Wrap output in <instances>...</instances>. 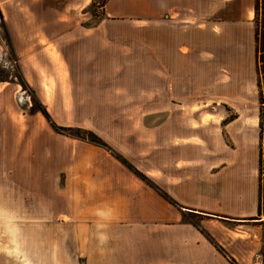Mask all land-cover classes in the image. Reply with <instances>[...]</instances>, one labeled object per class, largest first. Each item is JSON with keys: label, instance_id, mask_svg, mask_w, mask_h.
<instances>
[{"label": "rangeland", "instance_id": "374dc122", "mask_svg": "<svg viewBox=\"0 0 264 264\" xmlns=\"http://www.w3.org/2000/svg\"><path fill=\"white\" fill-rule=\"evenodd\" d=\"M30 1L37 12L25 9ZM5 4L17 56L0 23V121L19 125L13 171L20 203L14 221H0V264H86L85 239L74 235L67 215L39 220L32 188L40 170L59 171L62 184L63 168L107 166L116 155L182 204L171 183L185 181L191 196L200 176L229 159L230 150L250 156L242 124L258 119L255 145L264 157V51L246 30L216 37L213 30L200 32L197 21L174 16L109 17L98 5L62 13L61 0ZM262 17L260 9L254 36ZM26 212L29 221L21 219ZM184 212L200 225V214ZM258 253L263 264V247Z\"/></svg>", "mask_w": 264, "mask_h": 264}, {"label": "crops", "instance_id": "0c3cea01", "mask_svg": "<svg viewBox=\"0 0 264 264\" xmlns=\"http://www.w3.org/2000/svg\"><path fill=\"white\" fill-rule=\"evenodd\" d=\"M91 1L61 0L59 6L62 13L83 14ZM6 2L0 0L2 15ZM27 4L25 9L30 11L33 6L38 11L33 1ZM104 12L109 17L145 15L156 20L174 16L178 21H197L200 32L213 30L216 37L243 29L247 38L255 41V0H107ZM262 15L264 51V8ZM6 30L7 45L17 56L15 39L7 26ZM235 120L240 119L232 122ZM3 121L0 174L6 175H0V221H14L15 207L20 203L13 171L20 132L10 118ZM242 126L241 135L252 147L250 156L244 150H230L229 159L209 166L200 176L198 190L191 196L185 191V181L171 183L174 198L182 204L169 202L115 158L107 166L95 161L86 168L74 164L70 169L65 167L62 184L58 183L59 171L40 170L32 188L33 196L39 199V220L67 215L75 227L74 235L85 239L86 264H233L228 256L237 264H262L258 252L264 249V202L260 199L255 145L260 138L259 121ZM23 204L30 207L36 201L24 200ZM184 211L200 214V225L186 220ZM21 219L31 220L28 212Z\"/></svg>", "mask_w": 264, "mask_h": 264}, {"label": "trees", "instance_id": "16d2710c", "mask_svg": "<svg viewBox=\"0 0 264 264\" xmlns=\"http://www.w3.org/2000/svg\"><path fill=\"white\" fill-rule=\"evenodd\" d=\"M106 2H107V0H101V1H96V0H92L91 1V4H90V8H93V7H95L96 5H98L99 6V8L100 9H102L103 11H104V6H105V4H106ZM263 8H264V0H255V11H256V16H257V13H258V10H260L261 9V11H262V13H263ZM263 16V15H262ZM0 23L2 24V27H3V29H4V32H5V37H6V42H7V44L8 45H10V39H9V36H8V33H7V30H6V26H5V22H4V19H3V15H2V13H1V11H0ZM262 26H263V17L261 18V29H260V32H255V40H256V42H257V49L260 51L261 50V48H262V50H263V40H262V37H263V28H262ZM22 77V76H21ZM0 80H3V79H0ZM19 83L21 84V85H27V83H26V81L24 80V78L22 77L21 79H20V81H19ZM41 111H42V113L46 116V117H49L48 116V113H47V111H46V109L45 108H42L41 109ZM52 123V126L54 127V128H56V129H61V127H59V126H57V125H55L53 122H51ZM89 142H92V143H95V144H97V145H102V146H105L104 144H101V143H97L96 141H94V140H89ZM114 157L117 159V160H119L121 163H123L125 166H127L130 170H132L140 179H142L146 184H148L149 186H151V187H153V188H155L151 183H150V181H148V179L145 177V176H143V175H141V174H139L137 171H135V170H133V169H131V167L122 159V158H120L119 156H116V155H114ZM259 168H260V175H261V183H260V199L264 202V157L262 158V154L260 155V159H259ZM164 198H166L169 202H171V203H174L175 204V202L174 201H172L168 196H166V195H162ZM190 222L191 223H193L194 225H196L197 226V223L195 222V221H192V220H190ZM209 237V236H208ZM210 238V240H213L211 237H209ZM213 242V241H212ZM215 245H216V247L219 249V250H221L226 256H227V254L225 253V251L220 247V246H218L216 243H214ZM228 258H229V260L233 263V264H237L236 263V261L234 260V259H232L231 257H229L228 256Z\"/></svg>", "mask_w": 264, "mask_h": 264}]
</instances>
